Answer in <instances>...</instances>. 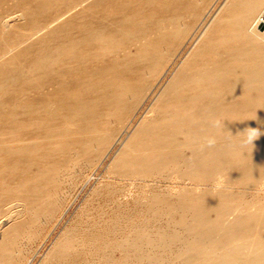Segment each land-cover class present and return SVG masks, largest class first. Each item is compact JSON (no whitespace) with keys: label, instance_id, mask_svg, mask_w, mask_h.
<instances>
[{"label":"bare ground","instance_id":"bare-ground-1","mask_svg":"<svg viewBox=\"0 0 264 264\" xmlns=\"http://www.w3.org/2000/svg\"><path fill=\"white\" fill-rule=\"evenodd\" d=\"M27 1L17 0L18 9L15 14L8 15L0 20V35L3 36L7 32V29L9 30V28L14 27V24H17L16 22L21 20L24 22L26 14H30L31 12L30 0ZM87 1L68 0L69 6L64 11L62 10L63 12L60 11V14L57 16L54 15L55 17H52V20L42 26L38 28L35 26L36 28L28 32L26 37L23 38L26 40L40 36V31H47L53 24L63 21L65 16L67 17V15L78 7L84 4L86 6ZM209 1L207 0V3H204V0H199L200 5L197 8L192 5L190 21L188 22V24L190 23V30L194 26V22L197 23L196 20L202 16V11L207 7L206 5H208ZM176 2L178 0L162 1L163 7L171 6L172 3L174 5L172 4L173 7L170 10L164 8L165 10H162L160 14L153 13L144 15L138 11L130 16L125 15L111 29L93 28L94 26L87 29L88 26H82L77 32L72 30L65 38L62 46L57 47V51L50 50L45 56L37 54L35 59L31 62L28 61L29 63L27 62L28 65H26L25 72L30 73L35 83L43 75L50 74L53 77L51 76L52 78L49 82L55 86L54 89L57 88L55 94L50 95V97H53H51L52 99L47 98L46 94L51 91L48 89L49 91H45L46 98L44 99L46 100L43 102L44 105H42L43 103H38L35 106L41 112L43 111L45 113L53 110L56 115H60L57 117H63L60 129L59 127L55 129L53 125H50L51 127L53 126L51 130L50 127H47L51 131V141H53L54 137L70 134L76 138L68 141L65 144L66 147L62 146V148H69L70 151L71 149H76L75 152L77 154L82 152L87 154V150L96 147L98 142L97 134L104 131L106 129L105 126L112 121L111 119L115 118L118 111L122 109L123 102L126 99H131V97L136 98V101L141 96L143 98V91L150 87V82L146 80V75L149 78L151 72L154 71L156 73L153 72L152 74H157L158 70L161 69L160 65L162 63H160L159 59L163 57L160 55V52H163L161 50L164 40L168 36H171V38L168 37L171 40H173V37L179 38L178 35L181 32L179 31L180 21L183 23L186 21L181 19V12ZM189 3L195 2L189 1ZM263 16L264 0H222L218 9L211 17L209 16L210 19H208L207 23L205 22L206 24L202 30L193 39L186 57L182 60L161 91L156 95L155 100L149 110H147L149 115L147 114L143 120L141 119L126 140L122 142V147L118 151L115 159L113 158L114 161L121 165L122 168L136 172H148L153 168L164 169L169 166L174 168L178 166V169L186 174V177L190 175V172L196 171L199 175H213L218 179L222 178L226 179V181H238L242 183L251 181L256 175L264 179V27L261 30L258 27V22ZM135 22L137 25H132ZM24 26L26 25L24 24ZM15 27L17 26L15 25ZM53 28L56 30V27ZM186 31L188 32L189 30ZM44 34H47V32ZM32 39L34 40L36 38ZM15 41L6 42L5 48L1 49L0 59L3 58L2 55L5 53H7L6 56L9 60L13 59L14 61L17 59L16 54H14L16 58H13L11 54L8 57V54L17 50V47L23 42L16 43ZM166 45L168 46L169 44ZM173 48L168 49H176ZM118 54H121V57H118ZM102 56H108L106 57V62L103 65L98 63L100 65L99 68L96 67L95 70H90L91 72L83 77V81L80 80L79 83H75L73 93L69 96L61 93L62 86L66 84L62 83L65 75L73 77L79 76L77 75L78 70L85 67L84 64L88 59H96ZM13 61L10 62L11 65H13ZM23 64L21 60L17 63L18 66H22ZM54 64L58 67L59 64L61 65L56 71V74H53L54 72L52 73L51 71V73L49 71L46 72L44 71L45 69H42L43 66L51 67ZM149 65L151 66L149 67ZM161 66L163 67V64ZM61 67H65L66 70L61 69ZM84 71L86 72V69ZM1 72L4 73L3 70ZM16 82L11 76L2 75L0 78V98L3 92L15 87ZM141 84H145L143 87L144 90L141 88ZM68 86L72 85L69 84ZM44 90L47 89L44 88ZM80 91L85 95L82 92L80 93ZM42 96L44 95H39V98ZM32 98H34V95ZM26 99L28 98L26 97ZM31 99L28 101H32ZM23 101L25 102V100ZM34 101H36L35 98ZM33 110L30 112H33ZM23 115L25 114L23 113ZM217 118H219V121H217ZM124 120H121V123ZM1 123H4V121ZM42 127L40 126L41 129ZM33 129L35 130L36 128ZM38 131L40 130L38 129ZM102 133L104 134V132ZM2 135L5 136L4 134ZM32 138L34 139L36 136L34 135ZM25 139L24 137L13 138L7 139L4 142L7 144L24 143L26 145L25 147H27ZM54 140L58 142L57 138ZM1 142L3 143L2 140ZM103 144L106 145L105 141H103ZM56 145L58 146V144ZM190 145L197 149L196 153L192 156L190 154L181 155L183 152L180 151L184 147L190 148ZM0 146L3 147L1 144ZM10 147L9 145L8 148ZM50 147H48L49 150ZM27 148H29V145ZM43 148H47V146ZM50 153L53 152L51 151ZM23 154H26V151ZM33 157L35 156H32L31 159H34ZM49 157L51 158V156ZM5 161L7 160L5 159ZM9 161L12 160L10 159ZM2 162L4 161L1 160L0 163ZM37 162H40L42 165L41 159L39 161L37 160ZM4 163L7 164L8 162ZM93 163L95 164V162ZM196 165L197 168L193 169ZM27 166H30V163ZM23 169L21 171L24 173L30 171L26 170V172ZM7 170L5 169V171ZM15 172L10 173L14 174ZM18 172L20 173V171ZM22 172L20 175H24ZM43 174L45 175V173ZM25 176L27 177V175ZM25 176L23 177L25 178ZM32 176L35 177V175ZM11 177L8 180H12L13 183V180L16 179H12ZM28 177L31 178L30 176ZM17 181H14V183H17ZM18 183L21 184L20 182ZM14 186L17 187L16 185ZM20 188L25 191L26 196H24V199L27 202L28 196L31 194L28 195L30 192L26 193L27 191L24 185ZM12 190L11 192H13ZM2 192H0V195L3 194ZM15 193L12 194L15 195ZM181 198L178 204L171 203L167 205V212L173 215V219H175V228L173 234L168 238L163 237L161 239V244L163 246H169L179 241L181 237L179 229L187 232V238L183 241V246L172 257L173 260L171 259L167 263H164V258L162 257L153 259L149 257L150 264H264L263 203L258 204L255 210L250 213V205H242V199L240 200L226 193H205L198 196H190V193H188L181 195ZM210 211H214L217 215L215 219L210 218ZM231 212L236 213V215L231 221H225L226 219L224 217ZM9 231L11 232V230ZM16 237L18 239L19 236ZM2 247H0V251ZM143 260L144 256H140L136 264H142ZM174 260H180V262L177 263Z\"/></svg>","mask_w":264,"mask_h":264},{"label":"rangeland","instance_id":"rangeland-1","mask_svg":"<svg viewBox=\"0 0 264 264\" xmlns=\"http://www.w3.org/2000/svg\"><path fill=\"white\" fill-rule=\"evenodd\" d=\"M149 1L114 0L113 2V0H88L86 6L84 4L78 7L67 15V17L65 16L63 21L53 24L47 31H40V36L32 37L36 39L33 40L30 38L25 40L23 37H26L28 32L49 22L53 19L52 17L57 16L60 14V11L63 12L66 7L69 6L68 0H30L31 12L30 14H26L24 22L22 20L16 22L17 24L19 22L22 23H19V25L14 24V27L9 28V30L7 29V32L3 36L0 35V52L1 49L5 48L6 42L16 40L15 42L19 43L23 41L22 44L17 47V50L8 54V57L12 55L13 58L17 57V59L14 61L13 59L9 60L6 56L7 53L2 55L3 58L1 57L2 59H0V71L3 70L4 72H1L2 74L0 73V78L2 75H8L17 81L16 86L3 92L0 98V120H2L0 123L3 121L5 123H1L0 125V132L2 131L1 133L5 135L3 136L0 133V144L3 145V147L0 146V161L8 162L7 164L4 162L0 163V192L3 191V194L0 195V247L3 245L6 246H3L0 251V264H136L140 256H144L142 264H150L151 261L148 259L149 257L151 259L162 257L164 258V263H167L168 260L170 261L172 257L175 256L178 249L183 246V241L187 238V232L183 229H179L181 234L179 241L169 246H163L161 244V239L163 237L168 238L173 234L175 228V219H173V215L167 212V205L171 203L178 204L182 199L181 195L190 193V196H198L205 193H226L232 197L239 198L240 200L242 199V205H250V213L255 210L258 204H264V179L258 175L254 176L251 181L242 183L238 181H226V179L222 178L218 179L213 175H199L196 171L190 172V175L186 177V174L178 169V166L175 168L169 166L164 169L155 168L156 170L153 168L148 172H136L126 170L114 161L118 151L122 147V142L126 140L141 119L143 120L147 114L149 115L147 110H149L156 95L161 91L182 60L186 57L193 39L202 30L211 15L218 9L222 0H210L208 5H206L207 7L202 11V16L200 19L196 20L197 23L194 22V26L191 30L189 28L190 23L188 24L190 21V10L193 6L195 8L199 7V0H182V2L178 0V2H176L181 12V19L186 21L184 22L185 24L180 21L179 31L181 32H179V38L173 37V40H171L169 39L171 36H168L169 38H166L167 42L164 40L161 50L163 52H160V55L165 57L161 58L159 55V61L163 64V67L161 66L162 64L160 65L161 71L158 70L157 74H152L154 71L151 72L149 78L146 75V80L150 82V87L148 86L149 89L147 88L146 91L143 89L145 84H141V88L144 90L142 93L143 98L141 96V98L136 101V98L131 97V99H126L123 102L122 109L119 110L121 113L118 111L115 118L111 119L112 121L110 120V124L108 123L105 126L106 129L97 134L98 142L96 147L87 150V154L82 151V153L77 154L75 152L76 149H71L70 151L69 148H65V144L68 141L76 138L70 134L54 137L53 141L55 143L51 141L50 130L53 126L55 129L56 127L60 129L63 117H57L60 115H56L53 110H49L51 112H41V110H38L35 106L36 104L38 105V103H43L46 100L44 99L46 95L47 98L49 97V99H52L53 97L51 96V98L50 95H54L57 88L54 89L55 86L50 84L49 80L53 77L50 74L43 75L38 82L35 83L30 73L25 72L26 65L35 59L37 54L45 56L50 50L57 51L56 49L62 46L65 38L72 30L77 32L82 26H88L87 29L92 28V26H94L93 28L111 29L116 23L120 22L125 15L130 16L138 11L144 15L153 13L160 14L162 10L172 9L174 5L173 2V5L171 4V6L163 7L162 1L164 0ZM189 1L195 3H189ZM204 1V3H207V0ZM0 5L2 6H0V20L8 15L15 14L18 9L17 0H0ZM24 24L26 26H24ZM15 25L17 27H15ZM132 25L136 26L137 23L135 22ZM53 27H56V30H54L55 28ZM186 30L189 31L187 32ZM259 30H261V28H259ZM46 32L47 34H44ZM171 46L176 49L173 48L174 50H169L172 48ZM166 48L169 49L167 50ZM14 54H16V57ZM118 55V57H121V54ZM106 57L102 56L96 59H88L84 64L85 67L78 70L77 75L79 76L73 77L65 75L62 83H66V86H62L61 93L66 96L73 93L72 91L74 90L75 83H79L80 80L83 81V77L88 75L92 69L95 70L96 67L99 68L100 65H103L104 62H106ZM102 58L103 62L101 61ZM17 60H21V63L25 65L18 66ZM11 61H13V65H11ZM98 63H100V65H98ZM60 66V64L59 67L54 64L51 65V67L43 66L45 68L42 67V69H45L44 71L46 72L51 71L52 73L54 72L53 74H56ZM150 66L151 65H149V67ZM61 69L66 70L65 67H61ZM85 69L86 72H83ZM67 82L72 86L74 84V86H68L69 84ZM44 88L47 90H44ZM52 90L55 91L52 92ZM45 91H49L50 93L48 92L46 94ZM81 92L82 91H80V93ZM33 95L36 101H34V98L31 99ZM39 95H44L41 97L43 99L39 98ZM83 95L85 94L83 93ZM26 97L28 99H26ZM30 99L32 101H28ZM23 100H25V102ZM42 105H44V103ZM31 110H33V112H30ZM23 113L25 115H23ZM127 113H129L128 116ZM121 120L124 121L121 123ZM217 121H219V118H217ZM117 123L119 124L117 125ZM13 124L16 128L12 126ZM50 125L53 126L51 127ZM40 126H43L42 129ZM47 127H50V130ZM33 128H36V131ZM43 128L46 129V131H44ZM38 129L40 131H38ZM39 132L43 135L42 138H40L41 135ZM102 132H104V134ZM34 135L36 138H39L33 139L32 136L34 137ZM11 137L26 138L25 142H27V147L29 145V148L25 147L26 145H24V143L7 144L4 142L7 139H13ZM56 138L57 140L60 138V141L58 140L57 142L54 140ZM103 141H105L106 145L103 144ZM106 141L110 142L107 143ZM56 144H58V146ZM9 145L11 146L10 148H8ZM48 145L51 146L50 150ZM46 146L47 148H43ZM62 146H65L63 147L65 149H63ZM16 151L19 153H16ZM25 151L26 154H23ZM51 151L53 153H50ZM98 151H102V153L100 154ZM196 151L197 149L190 145V148L184 147L180 152H183L181 155L190 154V156H192ZM44 152L47 153L44 154ZM30 155L31 157L35 156L33 157L34 159H31ZM44 155H46V158ZM68 156L69 158H67ZM39 158L42 160L43 166L40 163L41 161L39 163L37 162V160H40ZM5 159L7 161H5ZM10 159L12 161H9ZM93 162H95V164ZM29 163L30 166H27ZM17 164L21 166L18 167ZM26 166V170L30 171L27 172L25 170ZM196 168L197 165L193 167V169ZM5 169L11 170L8 172V170L5 171ZM21 169L28 174L22 172ZM16 170L20 171V173L18 171L19 174L15 172ZM10 172L15 173L12 174ZM21 172L24 175H20ZM6 173L7 175L5 176ZM43 173H45V175ZM51 174H53V176H51ZM25 175H27V177ZM32 175H35L36 179ZM23 176H25V178ZM9 177L16 179L13 180V183L18 179L17 183L13 184L12 180H8ZM25 179L27 180L25 181ZM29 183H31L30 186H28ZM22 185H24L27 191L26 193L30 192L28 195H32L28 196L27 202L24 199V196H26L25 191L20 188ZM31 186L34 188L36 186L35 191ZM11 190L13 192H11ZM14 190L17 193H15ZM12 193H15V195ZM37 199L38 201L36 202ZM33 201L35 202L32 203ZM235 215L236 213L234 214V212L228 213L224 219H226L225 221H231ZM209 216L215 219L217 215L214 211H210ZM9 230H11V232ZM5 232H7L6 235ZM16 236H19L18 239ZM174 261L177 263L180 262V260Z\"/></svg>","mask_w":264,"mask_h":264},{"label":"built area","instance_id":"built-area-1","mask_svg":"<svg viewBox=\"0 0 264 264\" xmlns=\"http://www.w3.org/2000/svg\"><path fill=\"white\" fill-rule=\"evenodd\" d=\"M258 24H263L264 25V16H263V18L260 19V21L258 22Z\"/></svg>","mask_w":264,"mask_h":264},{"label":"water","instance_id":"water-1","mask_svg":"<svg viewBox=\"0 0 264 264\" xmlns=\"http://www.w3.org/2000/svg\"><path fill=\"white\" fill-rule=\"evenodd\" d=\"M258 27L261 28V29H263L264 25L263 24H259Z\"/></svg>","mask_w":264,"mask_h":264}]
</instances>
